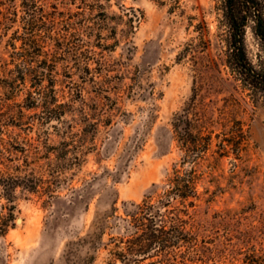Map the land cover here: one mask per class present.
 <instances>
[{
	"label": "rangeland",
	"instance_id": "1",
	"mask_svg": "<svg viewBox=\"0 0 264 264\" xmlns=\"http://www.w3.org/2000/svg\"><path fill=\"white\" fill-rule=\"evenodd\" d=\"M219 7L0 0V148L34 184L16 189L0 264H108L125 207L175 165L198 181L178 264H264V98L230 75Z\"/></svg>",
	"mask_w": 264,
	"mask_h": 264
},
{
	"label": "trees",
	"instance_id": "2",
	"mask_svg": "<svg viewBox=\"0 0 264 264\" xmlns=\"http://www.w3.org/2000/svg\"><path fill=\"white\" fill-rule=\"evenodd\" d=\"M221 24L225 29V64L238 87L264 98V0H220ZM34 11V18H40ZM251 29L258 52L253 57L247 40ZM177 127V125H175ZM204 140V138H203ZM4 145H8L5 141ZM0 148V234L14 220L16 189L34 188L31 174L12 169ZM19 173V174H18ZM178 165L168 176L167 187L147 195L140 203L125 207L127 231L123 251L114 254L108 264H141L154 252L152 264H178V250L191 243L189 209L197 198V176L193 167L182 175ZM156 193V194H155Z\"/></svg>",
	"mask_w": 264,
	"mask_h": 264
}]
</instances>
